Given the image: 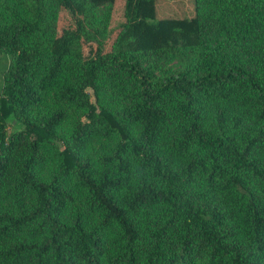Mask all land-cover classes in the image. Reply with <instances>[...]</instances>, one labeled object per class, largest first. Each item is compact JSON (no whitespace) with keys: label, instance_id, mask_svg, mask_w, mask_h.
<instances>
[{"label":"trees","instance_id":"1","mask_svg":"<svg viewBox=\"0 0 264 264\" xmlns=\"http://www.w3.org/2000/svg\"><path fill=\"white\" fill-rule=\"evenodd\" d=\"M156 1L0 0V264H264V0Z\"/></svg>","mask_w":264,"mask_h":264},{"label":"rangeland","instance_id":"2","mask_svg":"<svg viewBox=\"0 0 264 264\" xmlns=\"http://www.w3.org/2000/svg\"><path fill=\"white\" fill-rule=\"evenodd\" d=\"M156 10V20L160 18H191L195 14L193 0H157ZM9 60V56L0 54V88L2 74L7 68Z\"/></svg>","mask_w":264,"mask_h":264}]
</instances>
